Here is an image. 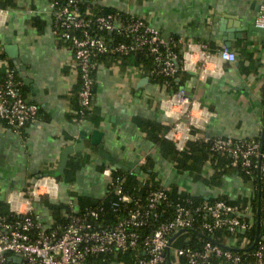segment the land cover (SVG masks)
<instances>
[{
  "label": "crops",
  "instance_id": "obj_1",
  "mask_svg": "<svg viewBox=\"0 0 264 264\" xmlns=\"http://www.w3.org/2000/svg\"><path fill=\"white\" fill-rule=\"evenodd\" d=\"M103 6L149 20L162 38L176 40L186 57V42L211 44L212 56L206 64L209 74L198 78V53L187 56L186 68L176 79L180 88L193 97L207 113L202 132L206 140H261L264 129V32H253L264 0H97ZM49 0H0V81L8 61L4 46H15L18 62L24 67L26 82L20 78L27 102L38 107V118L28 123L20 134L4 127L0 121V203L8 205L9 194L25 195L35 180L55 172L60 156L67 147L80 141L84 149L69 157L80 160L70 183L45 182L48 193L33 203L39 219L52 222L48 205L61 203L75 211L100 202L108 195L110 179L103 176L105 168H114L93 152L91 136L125 168L134 170L139 162L150 160L152 170L167 189L176 188L204 200L240 201L252 209L255 188L236 173L220 177L218 185L205 181L215 174V164L207 163L200 178L178 173L153 141L156 130L170 126L161 101L167 89L151 81L148 70L138 67L133 58L106 59L97 67L92 114L79 124L71 121L72 96L77 72L72 65L68 45L53 32ZM37 19V20H35ZM239 28L230 51L236 61L217 59L226 31ZM224 31V32H223ZM233 34V32H231ZM178 38L184 40L179 43ZM198 118L196 112L192 114ZM198 120V119H197ZM84 136V139L81 137ZM264 140V135H263ZM185 144V143H184ZM69 159V158H68ZM141 172V171H140ZM141 174V173H140ZM248 216V215H247ZM236 241L226 242L234 247ZM106 256V255H105ZM136 264L130 256L113 253L105 261L91 259L81 264Z\"/></svg>",
  "mask_w": 264,
  "mask_h": 264
},
{
  "label": "built area",
  "instance_id": "obj_2",
  "mask_svg": "<svg viewBox=\"0 0 264 264\" xmlns=\"http://www.w3.org/2000/svg\"><path fill=\"white\" fill-rule=\"evenodd\" d=\"M48 7L52 14L53 32L68 45L72 65L82 81L79 104L83 108L91 104V73L97 70L95 60L98 57L139 56L148 64L145 67L143 62H139L137 66L146 68L150 78L163 77L166 87L168 79L175 78L186 68L187 56L196 52L201 61L199 66L194 63L199 80L204 81L209 74L206 64L212 54L205 44L186 42L187 55L180 57L171 51L169 43L147 19L125 12L123 15L114 12L93 17L76 0H49ZM254 26L264 30V4ZM106 34L114 35L113 42L112 39L107 41ZM177 41L184 42L182 38ZM217 59L234 63L236 54L222 46ZM161 107L172 124L164 137L177 150L181 151L185 142L202 137L198 129L206 122L207 113L183 88L168 91ZM37 111L38 107L20 94L13 72L6 69L0 83V121L4 127L20 134L26 124L37 120ZM194 112L198 118L192 116ZM211 150L221 157L230 158L233 165L241 166L247 174L251 168L257 170V175L264 181V153L259 140L218 138L212 141ZM139 164L144 165L145 160ZM102 174L110 179L109 187L117 198L112 208L120 216L113 224L98 223L103 209L80 212L75 211L71 203L64 226H53L52 222L44 224L34 213L33 203L43 192L48 193L45 182L56 185L52 175L35 180L25 195L9 194L6 198L9 214L0 213V264H81L90 257L113 253H131L137 264H182L180 259L185 264H213V259L226 264H240L242 259L238 253L208 241L197 250L172 247L175 238L171 242L170 239L177 232L192 228L193 214L203 216L199 227L208 235L221 229L238 234L240 243L233 249L243 250L253 243L243 235L250 227V222L245 220L252 216L249 210L245 213L236 205L214 200L204 202L192 211L180 202H172L168 189L158 178L154 180L158 187L143 200L132 199L122 190L123 179H112L110 168H105ZM145 182V178L140 177L141 186ZM251 257L256 264L264 263V237L261 236L252 249Z\"/></svg>",
  "mask_w": 264,
  "mask_h": 264
},
{
  "label": "trees",
  "instance_id": "obj_3",
  "mask_svg": "<svg viewBox=\"0 0 264 264\" xmlns=\"http://www.w3.org/2000/svg\"><path fill=\"white\" fill-rule=\"evenodd\" d=\"M79 6L82 9L89 10V15L96 17V16H104L109 13L119 12L123 15L122 11H119L115 8L106 7L97 2V0H76ZM37 20V19H35ZM105 37L107 41L112 39L113 42L114 35L106 34ZM198 43L205 44L207 50H211V44L205 41H197ZM169 47L171 51L182 57L183 50L180 49V46L177 45L176 40H172L169 42ZM1 58H5L3 53H0ZM138 64L139 62H143L145 67L147 66V61H143L139 56L130 57ZM106 59L109 60H116L120 59V57H98L95 62L97 65L104 62ZM6 69H9L13 72L15 83H17V87L20 91L22 97H24L25 88L18 77L17 70L15 66L8 61ZM95 74L96 71L91 73L92 79V86H91V99H90V106L87 108H83L79 104V92L82 88V81L77 77V83L75 86V90L72 96V110H71V121L73 123L79 124L80 122L87 119L93 112V103H94V93H95ZM181 72H178L175 78L168 79V85L165 87L163 82L165 79L163 77H154L151 78V81L160 85H163L167 91H177L180 86L177 83L176 79L180 76ZM4 80V74L0 83ZM30 103V102H29ZM33 104V103H30ZM37 118H38V111H37ZM170 126H161L159 127L156 132L157 134L153 137V141L160 146L161 152L163 156L171 162L176 171L178 173H189L190 175L194 176L196 179L200 178V171L203 166L207 163L215 164V174L210 177L209 181H205L210 186L218 185L220 177L222 175H226L228 173H236L242 180L250 182L255 188L254 194V202L252 204V209L250 210L252 213L251 218H245L246 221L250 222V227L244 232L245 235L250 242L254 241L256 237L257 228L259 231L262 230V237H264V181L263 179L257 175V170H253L252 168L249 171V174L246 173V170L243 169L239 165H233L232 161L228 157H221L218 154L214 153L211 150V144L213 140H206L203 136L198 138L196 141H187L183 145V149L181 151L177 150L174 144L167 140L164 136L170 130ZM200 133V132H197ZM261 150L264 153V140L261 142ZM80 160H76L74 162L73 157H69L67 161L66 168L64 169L63 173L58 176L56 179L57 182H65L70 183L73 180L75 172L79 168ZM112 179L114 178H121L123 179L122 183V190L124 194L132 197V199H144L146 195L153 189L158 187V183L154 180L157 178L156 174L152 170V163L150 160H146V163L141 166V174L137 175L133 173L132 170L128 168H112ZM140 177H144L146 182L144 186H141ZM168 197L172 202H180L185 207L191 209L192 211L199 205L203 204L204 202H213L214 200H204L202 197H195L190 196L184 192L178 193L176 188L173 187L172 189H168ZM117 198L113 194L111 187L108 188V195L106 198L100 202H96L86 208H81L80 212L86 210H100L103 209V212L100 214L98 218V223L105 224H113L116 219L120 216L118 212H114L112 208V204L116 202ZM216 200H223L230 205H236L241 210H244L246 207L243 202L236 201L230 202L226 201L222 197L216 198ZM49 213L52 217V225L53 226H64L67 223V216L70 214L69 209L61 203L56 204H49L48 205ZM170 211V209H168ZM0 213L3 215H8V209L6 205L0 203ZM203 216L193 214V226L191 229L187 230L186 232L180 234L178 237L175 238L172 247L175 249L189 247L191 249L197 250L201 249L202 246L206 242V237H211L218 246L224 247L226 246V242H230L235 240L236 244L240 243L239 235L230 234L224 229L217 230L213 234L208 235L207 233L201 231L199 225L202 221ZM234 245V246H235ZM231 248V247H230ZM249 248V247H248ZM247 249V248H246ZM237 250L231 248L233 252L238 253L241 256V263L240 264H256L254 259L251 257L252 249L249 251ZM124 256H130L133 260L134 256L131 253L122 254ZM112 257V254H108ZM107 255H99L93 256L88 258L86 261L97 259L99 261H105ZM172 255L170 256V259ZM85 261V262H86ZM182 264H185L182 259H180ZM213 264H226L218 259L212 260ZM106 264V263H103ZM137 264V263H136ZM264 264V263H263Z\"/></svg>",
  "mask_w": 264,
  "mask_h": 264
},
{
  "label": "water",
  "instance_id": "obj_4",
  "mask_svg": "<svg viewBox=\"0 0 264 264\" xmlns=\"http://www.w3.org/2000/svg\"><path fill=\"white\" fill-rule=\"evenodd\" d=\"M250 29L253 30V32H264L263 29H259L255 26H252ZM231 32H233V34H231ZM231 32L229 30L226 31L224 33L222 40H221L223 45L226 46L227 48H230V42L233 40V37H235V36L239 37L241 30L239 28L238 29L233 28V30ZM3 49L5 51V54L10 59L15 60V63L17 64V70L19 72V77L23 80V82H26V79L24 77V67L18 62V59H17L18 56H17L16 47L15 46H4ZM263 135H264V129L262 130V142H263ZM84 138H85L84 136L81 137V139H84ZM98 138H99L98 133H94L91 136L90 145L92 147L93 152H95L99 158L105 160L108 164L112 165L114 168H116V169L124 168V166H122V164L117 162L112 156H110L109 154L106 153L105 148L99 143ZM83 149H84V144L81 141L79 143L75 144L74 146L65 148L63 150V152L61 153L60 162H59V165H58L57 169L55 170V172H53V173L47 172L48 174H45V175H52L54 178H57L58 176H60L63 173L64 169L66 168L69 156L72 155L73 153H77ZM140 171H141V168L136 167L133 170V173L139 175ZM183 232L184 231L177 232L170 239V242L173 241L174 238H176L179 234H181ZM261 235H262V230L259 231V229L257 228L256 237H255L252 245L249 246V248H247L246 251H249V250L254 248L256 243L261 239ZM206 241H208L214 245H217V243L211 237H206ZM224 248L227 250H231V248L227 247V246H224Z\"/></svg>",
  "mask_w": 264,
  "mask_h": 264
}]
</instances>
